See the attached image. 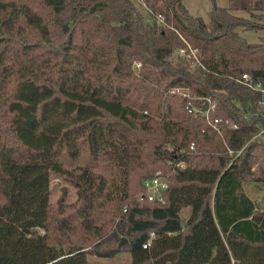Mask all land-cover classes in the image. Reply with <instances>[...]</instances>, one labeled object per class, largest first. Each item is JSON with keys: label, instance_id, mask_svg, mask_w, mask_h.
I'll return each instance as SVG.
<instances>
[{"label": "trees", "instance_id": "obj_1", "mask_svg": "<svg viewBox=\"0 0 264 264\" xmlns=\"http://www.w3.org/2000/svg\"><path fill=\"white\" fill-rule=\"evenodd\" d=\"M143 2L0 0V264H88L123 237L128 264H264V208L244 189L264 181L263 92L240 81L264 86V37L239 30L264 28V0L207 21ZM157 169L164 201L140 200ZM53 176L73 203L51 201Z\"/></svg>", "mask_w": 264, "mask_h": 264}, {"label": "rangeland", "instance_id": "obj_2", "mask_svg": "<svg viewBox=\"0 0 264 264\" xmlns=\"http://www.w3.org/2000/svg\"><path fill=\"white\" fill-rule=\"evenodd\" d=\"M228 1L229 0H183L187 9L193 15H200L206 21L209 19L208 12L214 4L226 6L228 5ZM233 12L238 15H248V11L243 9H235ZM239 30L249 41H257L264 37V28ZM191 64H193L192 61ZM259 107L264 111V105L262 103L259 104ZM50 187L52 202H55L62 194H64L65 201L67 203H73L75 201V187L61 177L53 176L50 181ZM244 189L247 194L255 201L259 208H264V181L248 180L244 182ZM186 214L187 208H184L182 210V216H185ZM33 230L38 232L44 231L43 228L40 227L33 228ZM127 241L128 240L126 239L125 243L114 254L108 256L89 254L88 264H128L130 262V247L128 244H126Z\"/></svg>", "mask_w": 264, "mask_h": 264}, {"label": "built area", "instance_id": "obj_3", "mask_svg": "<svg viewBox=\"0 0 264 264\" xmlns=\"http://www.w3.org/2000/svg\"><path fill=\"white\" fill-rule=\"evenodd\" d=\"M138 1L143 6L146 7V4L143 2V0H138ZM148 11L151 12L150 9H148ZM155 15H156L157 21H159V22L163 21V16L161 13H156ZM185 42H186V46L180 47L178 49V52L187 56L188 58H191V61L193 64H195V63L201 64L200 60L198 59V57L196 55V48L192 47L189 44V42H187L186 40H185ZM136 65H139V62H137ZM240 81L245 82L254 88L260 89L263 92V97L259 101V104L262 103L264 105V86H262L260 82L252 83L250 81L249 75L247 73L242 74ZM171 90L172 91H179V87H173ZM207 102H208V104L211 103L209 98H207ZM145 112H146V110H145ZM206 112H207V109H206ZM214 121L218 122V121H220V119L215 118ZM191 146H192V144H191ZM167 186H168V181H167V178L165 177V175L163 174V171L161 169H157V170H155V172L151 176H149L143 180V189L139 192L138 197L140 200L148 199V200H159V201L163 202L164 201V191L166 190ZM154 235H155L154 231H150L149 237L142 244L143 247H148L151 244V241H152Z\"/></svg>", "mask_w": 264, "mask_h": 264}, {"label": "water", "instance_id": "obj_4", "mask_svg": "<svg viewBox=\"0 0 264 264\" xmlns=\"http://www.w3.org/2000/svg\"><path fill=\"white\" fill-rule=\"evenodd\" d=\"M208 108V102L206 101L203 105L202 114H206V109ZM124 241H126V238L123 237L121 241H119V245H121Z\"/></svg>", "mask_w": 264, "mask_h": 264}]
</instances>
